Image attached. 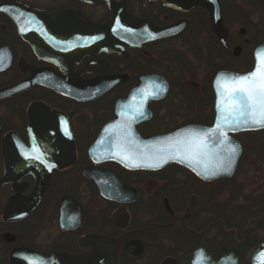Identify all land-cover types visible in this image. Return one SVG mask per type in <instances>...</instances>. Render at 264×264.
<instances>
[{"label": "flooded vegetation", "instance_id": "af4514ba", "mask_svg": "<svg viewBox=\"0 0 264 264\" xmlns=\"http://www.w3.org/2000/svg\"><path fill=\"white\" fill-rule=\"evenodd\" d=\"M218 1L228 46L201 5L0 0V89L38 77L46 83L0 100V178L15 169L0 185V264H9L11 253L16 264H172L195 245L199 264L227 250L241 264H264L256 262L264 211L256 220L251 203L243 209L248 225L231 222L226 184L216 186L229 178L208 180L177 164L133 169L110 159L138 156L140 141L185 126L211 127L213 79L225 67L201 69L219 55L247 64L234 72L255 68L264 16H246L245 0ZM248 5L264 12V0ZM40 103L62 115L45 120L48 134L40 133L42 108L29 119ZM14 137L30 148L36 140L73 144L59 152L63 166H44L53 170L40 198L38 177L26 171L37 168L20 164L26 150L7 147Z\"/></svg>", "mask_w": 264, "mask_h": 264}, {"label": "water", "instance_id": "95a60500", "mask_svg": "<svg viewBox=\"0 0 264 264\" xmlns=\"http://www.w3.org/2000/svg\"><path fill=\"white\" fill-rule=\"evenodd\" d=\"M171 4L178 6L185 5H201L207 8L212 18V29L214 33L221 39L222 43L228 46L227 43V30L222 24L221 9L218 0H166ZM26 36V35H25ZM118 41L116 42V44ZM264 54V43L259 45L255 51L256 66L255 69L249 73L240 74L231 70H220L216 73L213 86L215 90V110L216 117L214 124L211 127H205L200 125L185 126L173 133L166 134L164 136L154 137L145 141H140V149L137 156H113L110 159L119 161L128 168H148L154 170L160 166H167L172 163L179 164L188 169L195 171L200 177L211 180L220 177L231 178L234 176L239 160L243 154V146L240 141L234 138L232 135L247 131H258L264 129V127L256 126L252 124H228L225 121V117L229 113L225 110L227 106L234 104V101H229L228 96L230 90L234 87L233 81L235 78L242 77L253 73L260 64L258 55ZM119 81L118 78H113V83ZM35 83L46 84L44 79H26L19 82L16 85L0 89V100L9 98L17 93L27 90ZM96 94L94 96H99ZM43 109V118L41 121L40 133L48 134L49 131L45 125L46 119H59L62 115L49 108L48 106L40 103L33 104L29 110L30 122L33 118L35 110ZM57 121V120H55ZM56 122L55 124H57ZM219 125V127H217ZM37 146L26 147L24 145H17L19 142L16 138L7 141V147L9 150L21 148L26 150V157L22 158L20 164L28 167H36L37 169H26L27 172H31L38 177L39 188L36 194L37 198L43 196L46 191L47 185L50 181V177L53 169H45L44 166L52 162L53 167L63 166L64 154L60 155L59 152H64L68 146H73L71 142H62V146H56L54 141L49 140H36ZM196 146H200V151H197ZM235 148L236 152L233 154L232 149ZM37 149L39 152L33 154L32 150ZM62 154V153H61ZM72 158V157H71ZM12 165L16 164V157H12ZM229 161L231 163L229 164ZM13 170H8L4 178H0V185L7 181ZM192 212L191 208L188 210ZM199 245L193 246L185 255L173 260L172 264H199L198 260H193V257L197 255ZM16 253L10 254L9 264H16ZM256 262H264V241L261 243L260 248L256 252ZM26 264V263H22ZM204 264H241V258L233 250H227L218 257L212 256V253L208 254Z\"/></svg>", "mask_w": 264, "mask_h": 264}, {"label": "rangeland", "instance_id": "374dc122", "mask_svg": "<svg viewBox=\"0 0 264 264\" xmlns=\"http://www.w3.org/2000/svg\"><path fill=\"white\" fill-rule=\"evenodd\" d=\"M245 3L246 5L243 10L245 11L246 16H250L254 19H257L258 15L264 16V12H261V14L259 12L254 13L253 9L248 5V0H245ZM262 27V35L264 36V25ZM234 28L237 27L235 26ZM218 59H216L218 63L211 61L212 63H210L209 67H202L201 72L206 74L211 70L212 74H214L218 67H225V70H245L247 68L246 63L235 65L221 55H219ZM188 66L193 68V65L190 63ZM208 88L209 84L207 83L205 84L204 89V92L207 95L210 93ZM238 138L244 146V152L239 160L237 170L229 181H218L216 182V186L219 189L221 185L226 184L223 185L221 190L224 191L222 196L228 198L231 222L238 226L243 225L244 227L249 224L247 219L249 218L250 213L244 212L243 209L249 207V204H256V210L253 213L256 216V220L264 211V130L262 132L259 131L257 134L254 133L248 136L242 135ZM256 231L261 237H263L264 225L260 227L256 226Z\"/></svg>", "mask_w": 264, "mask_h": 264}, {"label": "snow or ice", "instance_id": "6c2138e0", "mask_svg": "<svg viewBox=\"0 0 264 264\" xmlns=\"http://www.w3.org/2000/svg\"><path fill=\"white\" fill-rule=\"evenodd\" d=\"M258 59L260 64L253 73L233 81L228 100L235 103L225 109L229 113L225 121L230 125L243 123L264 127V54L258 55ZM196 148L200 151V146ZM232 152L234 154L236 149Z\"/></svg>", "mask_w": 264, "mask_h": 264}, {"label": "trees", "instance_id": "16d2710c", "mask_svg": "<svg viewBox=\"0 0 264 264\" xmlns=\"http://www.w3.org/2000/svg\"><path fill=\"white\" fill-rule=\"evenodd\" d=\"M262 132V131H261ZM254 133H258V132H245V133H241V134H239V135H237L238 137H240V136H242V135H251V134H254Z\"/></svg>", "mask_w": 264, "mask_h": 264}, {"label": "bare ground", "instance_id": "6f19581e", "mask_svg": "<svg viewBox=\"0 0 264 264\" xmlns=\"http://www.w3.org/2000/svg\"><path fill=\"white\" fill-rule=\"evenodd\" d=\"M257 132H259V131H257Z\"/></svg>", "mask_w": 264, "mask_h": 264}]
</instances>
